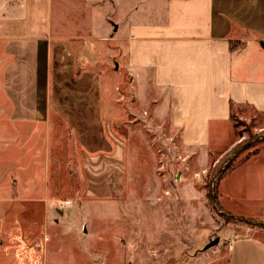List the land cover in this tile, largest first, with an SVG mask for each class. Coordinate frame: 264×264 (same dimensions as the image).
I'll return each mask as SVG.
<instances>
[{
	"label": "crops",
	"instance_id": "obj_1",
	"mask_svg": "<svg viewBox=\"0 0 264 264\" xmlns=\"http://www.w3.org/2000/svg\"><path fill=\"white\" fill-rule=\"evenodd\" d=\"M92 1L0 0L11 150L29 157L34 143L26 137L41 145L50 126L61 124L90 163L103 156L112 169L122 165L99 71L109 58L164 93L188 149L226 152L238 142L234 109L264 113V0H108L109 10L106 0ZM219 190L228 214L264 218V148L232 168ZM225 238L224 264H264L263 228Z\"/></svg>",
	"mask_w": 264,
	"mask_h": 264
},
{
	"label": "rangeland",
	"instance_id": "obj_2",
	"mask_svg": "<svg viewBox=\"0 0 264 264\" xmlns=\"http://www.w3.org/2000/svg\"><path fill=\"white\" fill-rule=\"evenodd\" d=\"M117 63L99 61L107 130L123 151L116 169L103 156L90 163L61 124L41 145L26 137L29 157L11 150L0 76V264H224L225 237L264 229V218L228 214L219 198L221 179L264 148V113L234 109L238 142L226 152L188 149L164 93Z\"/></svg>",
	"mask_w": 264,
	"mask_h": 264
},
{
	"label": "trees",
	"instance_id": "obj_3",
	"mask_svg": "<svg viewBox=\"0 0 264 264\" xmlns=\"http://www.w3.org/2000/svg\"><path fill=\"white\" fill-rule=\"evenodd\" d=\"M232 115H233V114H232ZM232 115H231V119L233 120V116H232ZM233 122H234V121H233ZM237 125H238L237 122H234V123H233V126H234V127H237ZM232 166H233V165L231 164V165H229V166L225 169V171L222 173V175H220V179L223 178V177L227 174V171L230 170Z\"/></svg>",
	"mask_w": 264,
	"mask_h": 264
},
{
	"label": "water",
	"instance_id": "obj_4",
	"mask_svg": "<svg viewBox=\"0 0 264 264\" xmlns=\"http://www.w3.org/2000/svg\"><path fill=\"white\" fill-rule=\"evenodd\" d=\"M219 237H217L215 240H213V241H211L210 243H208L207 244V246H206V248H208V247H210V246H212V245H215V244H217L218 243V241H219Z\"/></svg>",
	"mask_w": 264,
	"mask_h": 264
},
{
	"label": "built area",
	"instance_id": "obj_5",
	"mask_svg": "<svg viewBox=\"0 0 264 264\" xmlns=\"http://www.w3.org/2000/svg\"><path fill=\"white\" fill-rule=\"evenodd\" d=\"M66 202H68V201H66Z\"/></svg>",
	"mask_w": 264,
	"mask_h": 264
}]
</instances>
